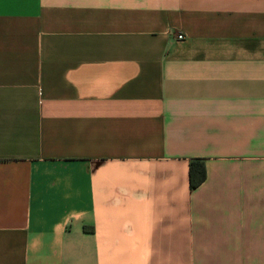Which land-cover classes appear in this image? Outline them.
I'll return each instance as SVG.
<instances>
[{"label": "crops", "instance_id": "obj_1", "mask_svg": "<svg viewBox=\"0 0 264 264\" xmlns=\"http://www.w3.org/2000/svg\"><path fill=\"white\" fill-rule=\"evenodd\" d=\"M0 264H264V0H0Z\"/></svg>", "mask_w": 264, "mask_h": 264}, {"label": "trees", "instance_id": "obj_2", "mask_svg": "<svg viewBox=\"0 0 264 264\" xmlns=\"http://www.w3.org/2000/svg\"><path fill=\"white\" fill-rule=\"evenodd\" d=\"M204 179V173L201 170L193 171V163L190 164V172H189V184L190 189H192L195 185H198Z\"/></svg>", "mask_w": 264, "mask_h": 264}, {"label": "built area", "instance_id": "obj_3", "mask_svg": "<svg viewBox=\"0 0 264 264\" xmlns=\"http://www.w3.org/2000/svg\"><path fill=\"white\" fill-rule=\"evenodd\" d=\"M179 39H181L182 37L181 36H178Z\"/></svg>", "mask_w": 264, "mask_h": 264}]
</instances>
